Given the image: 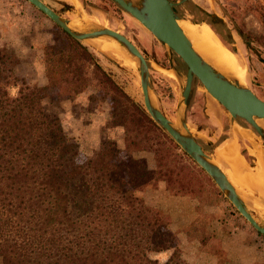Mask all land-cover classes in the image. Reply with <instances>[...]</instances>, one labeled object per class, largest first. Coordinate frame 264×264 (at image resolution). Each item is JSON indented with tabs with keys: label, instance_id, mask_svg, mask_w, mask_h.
Wrapping results in <instances>:
<instances>
[{
	"label": "trees",
	"instance_id": "trees-1",
	"mask_svg": "<svg viewBox=\"0 0 264 264\" xmlns=\"http://www.w3.org/2000/svg\"><path fill=\"white\" fill-rule=\"evenodd\" d=\"M64 33L65 44L43 51L42 87L19 76L20 57L0 47V264H189L165 212L140 193L164 182L176 195L194 196L195 173L96 55ZM93 84L115 106L127 99L114 109L113 123L126 130L130 152L154 154L155 170L145 157L121 160L113 141L81 160L78 144L43 101L71 100ZM186 231L204 246L211 241L196 223Z\"/></svg>",
	"mask_w": 264,
	"mask_h": 264
},
{
	"label": "rangeland",
	"instance_id": "rangeland-1",
	"mask_svg": "<svg viewBox=\"0 0 264 264\" xmlns=\"http://www.w3.org/2000/svg\"><path fill=\"white\" fill-rule=\"evenodd\" d=\"M45 1L54 4L56 8L59 10L61 9L60 11L62 13L65 12L67 18L72 19L79 13V9L76 7L60 6L66 4L63 0ZM193 1L205 9L218 14L225 20L230 29L239 27L247 36L249 35L252 43V52L244 50V58L242 61L246 69V85L250 89H253L257 96L264 100V0ZM80 3L81 11L85 14V20L99 23L123 34L138 47L149 63L155 99L166 116L172 121H175L177 104L181 95V85L177 79H175L176 77H171V71H168L170 69V58L167 48L135 18L126 11L123 12L118 9L110 0H80ZM180 16L193 22H199L195 17L187 15ZM188 22L191 23L190 21ZM194 27L207 28L215 33L207 24H199ZM221 30L224 29L222 28ZM0 32L2 37L6 35V41L0 39V47L7 45L11 50L15 51L21 59V64L16 71L17 74L27 78L31 84H38L41 87L46 86L48 80L43 63V51L47 46L60 47L65 44L67 42V36L64 31L27 0H0ZM244 41L248 43L245 38ZM85 45L96 55L100 66L115 84L129 96L133 102L140 105L143 104L139 74L130 58H128L126 54L123 55V53L117 54L109 47L97 43L94 40L93 42H87ZM92 69L93 68H91V70ZM42 75H45V80L47 81L45 84H42ZM181 75L185 77V75ZM195 87L196 92L191 104L188 109L186 106V119L192 133H194L197 140L202 143V147L213 152L214 146H208L207 142H221L228 136L227 132L230 129L229 117L223 109H218L216 100L214 98L211 100V97L202 88L198 80L195 83ZM43 103L48 112L58 116L62 120L65 132L79 146L81 160L95 155L104 143L113 141L121 151V160L126 161L129 157H145L148 161L149 169H156L154 154L147 152H130L128 149L126 130L113 123L115 118L114 109L120 107L121 104H127V99L120 98L118 104L115 106L109 98L106 99L103 96L100 88L93 84L90 85L85 92L71 100L56 101L45 99ZM242 123L246 125L244 121H242ZM240 128L247 129L243 127ZM249 131V133L246 131L240 132L239 138H235V140L238 141V143L240 139L247 140L251 144L250 153L256 157V155L261 152L260 150H263L258 143L261 141L258 138L257 142L255 134H253L251 130ZM262 141L264 145L263 138ZM242 147V150H245L244 144ZM256 148L257 150L259 149V151H257ZM175 151L183 155V163L187 164L190 170L195 173V184L200 193L194 196H188L193 201V205H190V208L192 207L191 214H194V216H196L197 213L199 214L197 222L195 223L202 228L205 227L208 229L211 218L214 216L222 217L225 211L233 209L235 211L234 214H238V216L245 221L246 226L258 235L259 240L264 242V237L238 213L211 178H209V176L199 168L180 147L175 149ZM241 155L245 157L242 152ZM155 190L156 189L148 188L145 192L140 193V195L145 199V193L149 191L154 192ZM168 190L171 195L168 192L164 194L166 199L169 197H173L174 199V196H179L169 188ZM154 199L155 198L152 197L151 201L154 202ZM158 199L160 200L162 197L160 196ZM173 201L175 204L172 206L169 205V207L176 210L175 212H177L179 216L184 215L185 212H182V210L185 204L183 205L179 200ZM225 205L227 206L226 209L223 207ZM209 206L218 207L219 209L221 208V210L216 215H210L206 212ZM164 212L171 228V215L168 214V211ZM162 258L166 259V256L162 255Z\"/></svg>",
	"mask_w": 264,
	"mask_h": 264
},
{
	"label": "water",
	"instance_id": "water-1",
	"mask_svg": "<svg viewBox=\"0 0 264 264\" xmlns=\"http://www.w3.org/2000/svg\"><path fill=\"white\" fill-rule=\"evenodd\" d=\"M27 1L84 46H86L87 42H91L94 39L108 36L117 40L136 58L138 63L136 70L139 74L143 95V104L138 105L211 178L238 213L264 237V211L259 210V206L263 208L260 203V191L255 187H235L224 171L213 162V156L217 148L231 138L235 126L251 130L262 141L264 128L257 121L264 119V100L257 96L246 84L242 85L237 80L229 79L217 71L195 51L192 42L178 24L179 20L186 18L174 12L173 3L168 0H113L141 25L145 26L167 48L171 63L170 69L175 72V79L181 85V95L177 104L175 121L169 119L157 103L152 87L148 60L131 40L123 34L96 22L97 25L88 30L72 29L70 22L73 18H67L65 12L62 13L61 9L56 8L54 4L45 0ZM64 3L66 4L60 6L75 7L66 1ZM89 51L91 52L90 49ZM173 53L187 65L188 73L185 77L177 70ZM194 77L198 79L202 88L211 97V100L212 97L216 100L218 109H223L229 117L230 129L227 132L228 136L221 142H207L208 146H214L213 152L206 150L199 144L186 119V106ZM175 122L179 124V127L175 125ZM258 143L264 150V145L261 142ZM243 144L245 145V150H242ZM239 145L250 166L255 167L257 159L250 153L251 144L245 139H240ZM243 194L246 195V198Z\"/></svg>",
	"mask_w": 264,
	"mask_h": 264
},
{
	"label": "bare ground",
	"instance_id": "bare-ground-1",
	"mask_svg": "<svg viewBox=\"0 0 264 264\" xmlns=\"http://www.w3.org/2000/svg\"><path fill=\"white\" fill-rule=\"evenodd\" d=\"M64 1L76 5L79 9V13L76 14L70 22V27L72 29L88 30L89 28L91 29L93 26L97 25L93 21L85 20V14L81 11L82 9L79 3L80 0ZM188 21L190 20L182 19L178 21V24L192 42L195 51L201 57H203L205 61H207L211 66H213L217 71L225 75L227 78L235 79L242 85L246 84V69L242 60L240 59V56L230 51L223 43L221 38H219V36L213 31H210L207 28L194 27L199 24L207 23H194L192 21L189 23ZM143 27L146 28L145 26ZM94 41L109 47L117 54H126L135 67H138L137 59L134 58L117 40L108 36H103L94 39ZM91 42H93V40ZM168 71H171V77H176L175 72H173L171 69ZM257 122L262 128H264V119L258 120ZM175 125L179 127L177 122H175ZM245 131L247 133L250 132L247 129H242L239 126H235L231 138L220 144L217 148L213 156V162L224 171L235 187L238 188V186H243L248 188H257L261 193L260 203L263 206V208L259 206V210L264 211V152L263 150H260L263 154L259 153L257 155V168L255 169V167L250 166L246 158L241 155L239 143L235 140V138H239V135L241 134L240 132ZM257 151H259V149ZM243 196L246 198L245 194H243Z\"/></svg>",
	"mask_w": 264,
	"mask_h": 264
},
{
	"label": "crops",
	"instance_id": "crops-1",
	"mask_svg": "<svg viewBox=\"0 0 264 264\" xmlns=\"http://www.w3.org/2000/svg\"><path fill=\"white\" fill-rule=\"evenodd\" d=\"M74 6L77 8L76 5ZM2 31L4 32L3 29ZM1 40L6 41V35H3ZM42 78V84L47 83L45 75H42ZM257 166L258 162L256 161L255 169ZM167 192L169 193L167 184L163 182L154 192L145 193V199L149 205L168 211V214L171 215V229L174 233L175 243L189 264H264V242L259 240L258 235L246 226L245 221L238 214H234L233 209L225 211L222 217L214 216L210 219L208 230L212 234V240L210 244L204 246L199 239H191L187 235L186 230L197 222L199 217L198 213L196 216L191 214L192 199L188 196H174V199L173 197L166 199L164 194ZM158 196H161L162 199L159 200ZM152 197L155 198L154 202L151 201ZM173 200H179L183 205L185 204L182 210L185 212L184 215L179 216L175 212L176 210L169 207V205L175 204ZM223 207L226 209L227 206ZM220 210L221 208L209 206L206 212L216 215Z\"/></svg>",
	"mask_w": 264,
	"mask_h": 264
},
{
	"label": "flooded vegetation",
	"instance_id": "flooded-vegetation-1",
	"mask_svg": "<svg viewBox=\"0 0 264 264\" xmlns=\"http://www.w3.org/2000/svg\"><path fill=\"white\" fill-rule=\"evenodd\" d=\"M110 1L118 9L125 12V10L121 6H119L117 3H115L113 0H110ZM168 1L174 4L173 10L176 14L195 17L199 20V22H206L207 21L208 25L215 31V33L221 38V40L227 45V47L232 52L238 54L241 57L242 61L244 58V55H243L244 50L252 52V43H251L249 35L247 36L246 33L244 31H242V29L239 27H235L234 29H230L229 26H227L225 20L223 18H221L218 14L213 13V12L205 9L201 5L195 3L193 0H168ZM221 27L224 30H221L222 29ZM244 38L248 41V43H246L244 41ZM238 39H239V42H238ZM173 59H174L175 66H176L177 70L179 71V73L186 76L188 73L187 65L175 53H173ZM170 68H171V63H170ZM197 80L198 79L196 77H194L193 83H192L191 93H190V96H189L188 101H187V109L190 106L191 101H192L194 94L196 92L195 83L197 82ZM151 81H152V78H151ZM251 90L256 94V92L253 89H251ZM262 138L264 140V132H263ZM198 142L200 145H202V143L199 140H198Z\"/></svg>",
	"mask_w": 264,
	"mask_h": 264
}]
</instances>
